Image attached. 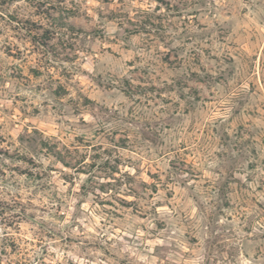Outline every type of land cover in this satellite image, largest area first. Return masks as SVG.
<instances>
[{"label":"clouds","instance_id":"obj_1","mask_svg":"<svg viewBox=\"0 0 264 264\" xmlns=\"http://www.w3.org/2000/svg\"><path fill=\"white\" fill-rule=\"evenodd\" d=\"M0 264H264V0H0Z\"/></svg>","mask_w":264,"mask_h":264}]
</instances>
